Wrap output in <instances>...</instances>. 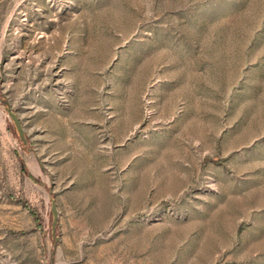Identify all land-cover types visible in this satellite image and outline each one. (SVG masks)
Here are the masks:
<instances>
[{"label": "rangeland", "instance_id": "374dc122", "mask_svg": "<svg viewBox=\"0 0 264 264\" xmlns=\"http://www.w3.org/2000/svg\"><path fill=\"white\" fill-rule=\"evenodd\" d=\"M0 264H264V0H0Z\"/></svg>", "mask_w": 264, "mask_h": 264}, {"label": "water", "instance_id": "95a60500", "mask_svg": "<svg viewBox=\"0 0 264 264\" xmlns=\"http://www.w3.org/2000/svg\"><path fill=\"white\" fill-rule=\"evenodd\" d=\"M8 111H9L10 117L12 118V120L15 123V126L17 128V131L19 133L20 138L25 142L24 129H23V126H22V123H21L19 117L16 115L15 112L12 111L11 108H9ZM53 213H54L53 228H54V226H55V224L57 222V211L55 209V206H53Z\"/></svg>", "mask_w": 264, "mask_h": 264}]
</instances>
